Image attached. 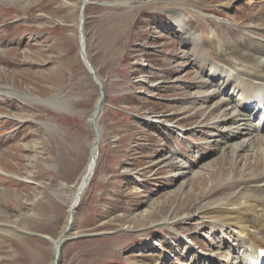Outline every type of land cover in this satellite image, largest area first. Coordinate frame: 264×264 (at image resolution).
Instances as JSON below:
<instances>
[{
  "label": "rangeland",
  "instance_id": "374dc122",
  "mask_svg": "<svg viewBox=\"0 0 264 264\" xmlns=\"http://www.w3.org/2000/svg\"><path fill=\"white\" fill-rule=\"evenodd\" d=\"M124 1L89 0L85 11L101 87L80 51L84 0H0V264H54L102 95L97 167L60 264L248 258L208 202L229 192L221 177H254L264 164L243 174L236 154L223 156L211 129L220 112L199 95L210 71L192 61L211 41L208 26L264 29V0ZM184 26L194 44L183 43Z\"/></svg>",
  "mask_w": 264,
  "mask_h": 264
},
{
  "label": "bare ground",
  "instance_id": "6f19581e",
  "mask_svg": "<svg viewBox=\"0 0 264 264\" xmlns=\"http://www.w3.org/2000/svg\"><path fill=\"white\" fill-rule=\"evenodd\" d=\"M130 1L132 0L124 2L130 4ZM200 21H203L201 16ZM206 30L209 31L211 41L202 47L205 54L193 57L196 61L193 60L192 64L201 73L210 71V79H201L198 88L200 97H204V102L208 104L207 108L212 113L220 112L211 124V129L221 152L224 153L223 156L233 152L243 174L247 171L257 173L260 165L264 164V29L249 28L239 33L238 29L234 32L216 25L208 26ZM182 33L185 36L182 37L183 43H195L189 39L185 26ZM84 36L85 33L83 38H80L84 65L103 86L88 61ZM217 78H222L223 82L216 83ZM217 98L219 99L214 100ZM212 101L214 102L211 103ZM252 108H255V111H252ZM255 113L259 117L252 127L251 120ZM94 117L93 115L90 123L96 135L91 144L92 155L80 187L72 198L69 222L74 219L76 207L81 200L80 198L78 202V193L87 185L85 191L88 189L97 167L98 145L102 134L98 124L101 115ZM246 150L253 153L245 155ZM251 176L242 175L240 179L233 180L227 176L221 177V182H228L229 192L223 198L211 200L208 204L213 208L212 215L226 222H222V226L237 227L233 229L237 230L235 232L239 245L247 257L251 258L240 260L241 264H264V170L254 177ZM68 232L63 233V238L68 236ZM55 246L57 253L58 242Z\"/></svg>",
  "mask_w": 264,
  "mask_h": 264
},
{
  "label": "water",
  "instance_id": "95a60500",
  "mask_svg": "<svg viewBox=\"0 0 264 264\" xmlns=\"http://www.w3.org/2000/svg\"><path fill=\"white\" fill-rule=\"evenodd\" d=\"M90 4V2L89 1H87V0H84V2H83V6H82V14H81V20H80V26H79V30H80V33H81V37L83 38V34L85 33V39L87 40V38H86V32H85V11H86V9H87V7H88V5ZM82 46V45H81ZM80 51H81V47H80ZM81 56H82V60H83V63L85 62L84 60H85V58H84V55H83V52L81 51ZM85 64V63H84ZM90 72H91V70L90 69H88ZM91 74L94 76V74L91 72ZM95 77V76H94ZM95 80H97L96 78H95ZM99 85H100V83L98 82V81H96ZM101 87H103L102 85H100ZM102 106H103V95H102V97H101V99H100V101L98 102V106H97V110H96V112H95V114H94V116L95 117H97L98 115L100 116L101 114H102ZM101 109V110H100ZM94 117V118H95ZM88 186V185H87ZM87 186H85L79 193H78V202H79V199L81 198V196H82V194H83V192L85 191V189L87 188ZM75 206L73 205V208H74ZM74 223H75V220L72 218V220H70V222H69V224H68V227H67V229L65 230V232H67V231H69V229L71 228V227H73L74 226ZM63 234H62V236L60 237V239L57 241L58 242V246H57V250H56V252L57 253H55V263L54 264H60V259H61V255H62V253H63V249H64V247H65V245H66V243L68 242V241H70V240H75V239H78V237H66V238H63ZM87 237V236H86ZM63 238V239H62ZM57 254V255H56Z\"/></svg>",
  "mask_w": 264,
  "mask_h": 264
}]
</instances>
